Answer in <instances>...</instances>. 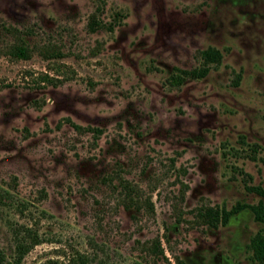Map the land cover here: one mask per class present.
Wrapping results in <instances>:
<instances>
[{"label":"rangeland","instance_id":"rangeland-1","mask_svg":"<svg viewBox=\"0 0 264 264\" xmlns=\"http://www.w3.org/2000/svg\"><path fill=\"white\" fill-rule=\"evenodd\" d=\"M97 9L105 24L125 18L91 32ZM19 38L30 60L7 56ZM52 45L63 58L40 55ZM210 48L220 64H205ZM254 188L264 190V0H0V264L20 226L42 240L22 264H258ZM209 208L238 211L212 228L199 217ZM158 238L163 257L146 251Z\"/></svg>","mask_w":264,"mask_h":264},{"label":"trees","instance_id":"trees-1","mask_svg":"<svg viewBox=\"0 0 264 264\" xmlns=\"http://www.w3.org/2000/svg\"><path fill=\"white\" fill-rule=\"evenodd\" d=\"M100 9L92 14L89 21V29L91 32H96L100 29H106L109 32H113L116 29L117 25L122 23V19L125 18L124 15L118 13L113 24H105L103 21L99 19ZM7 56L17 59V60H30L33 55V49L30 48L29 44L22 38L17 39V42L7 48ZM42 57L46 60H54V59H61L64 57V54L58 49L56 46H45L44 50H42L41 54ZM202 57L205 60V64L211 65L215 64L218 65L221 63L222 54L220 51L216 49H208L202 52ZM178 74L173 76V81L176 85L183 84L186 80H196L202 79L206 77L208 74L209 69L205 68L203 70H177ZM59 76V74H57ZM54 81H61L57 80L54 77H51L49 74L43 75L41 78V82H45L48 84H53ZM68 123L72 125V127L78 132H93L97 135L101 134V130L99 129H91V128H83L79 125L74 124L71 120H67ZM124 188L131 189L127 183H123ZM258 194L264 196V190L261 188H254ZM131 205L136 206L134 201H131ZM131 205H126L127 209H131ZM148 205L150 209H154L153 204L148 201ZM255 215V219L258 223L264 225V204L260 202L258 206L251 207ZM238 210L235 211H220L218 209L209 208L205 210H199V217L202 219V222L205 225H208L212 228H218L220 224L227 225L230 221V218L237 213ZM20 229L16 230L14 233V247L15 252L11 262H6L2 260V264H22L25 257L34 249L37 245L42 243L41 238L37 232H34L31 228H27L25 226H20ZM249 248L253 252V257L258 264H264V230H261L255 237L252 238ZM149 254L155 257H163L165 251L162 247L161 239L158 238L151 243V247L147 248L146 250ZM52 264H87V259L84 255L78 254L75 259L69 260L68 263L62 261H55ZM176 264H185L183 260L180 258H176Z\"/></svg>","mask_w":264,"mask_h":264}]
</instances>
